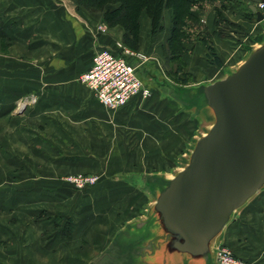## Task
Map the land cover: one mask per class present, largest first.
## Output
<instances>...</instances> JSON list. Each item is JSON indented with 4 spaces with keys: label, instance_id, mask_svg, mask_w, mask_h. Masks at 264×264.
I'll use <instances>...</instances> for the list:
<instances>
[{
    "label": "rangeland",
    "instance_id": "374dc122",
    "mask_svg": "<svg viewBox=\"0 0 264 264\" xmlns=\"http://www.w3.org/2000/svg\"><path fill=\"white\" fill-rule=\"evenodd\" d=\"M8 1L15 0L3 2L6 4ZM72 1H74L73 10L66 11L67 18L70 14L76 22L79 21L82 35L89 41L94 40L93 54L100 46L108 45L117 50V44L124 45L121 34L119 38L112 37L109 32L110 26L101 18L105 7L116 4L105 3L100 9L90 10L78 5L76 0ZM219 3H226L228 6H230L229 3H235L241 8L245 7L243 0L206 1L205 5L203 4L205 8H201L202 12L198 19L206 25L207 30V24L214 26L217 36L222 35L220 32L222 28L224 32L226 30L230 33L229 36H232L237 32L234 28L238 29L239 26L230 25L231 22H228V25L221 23L224 21L218 10ZM140 5L137 8L141 7ZM162 6L154 30L144 9L138 10L137 34L143 28L147 29L145 37L147 45H153L152 41L155 37L156 49L159 39L163 40V52L160 50L158 56L155 53L148 56L147 51L152 50V46L149 49L145 48L147 56L144 63L145 67L148 64L149 68L145 71L146 73L140 72V75L142 74L144 78L141 79L148 90L147 93L136 95L122 108H105L108 114L121 109L129 111V119L125 120L127 126L123 128L117 125L116 117L109 121L91 118L89 119L91 122L84 121L82 124L78 121V123L73 122L71 118H65L64 112L61 113L62 111L55 108L54 103H61L60 101H64L65 97L58 93L53 94V90L49 92L51 86L48 80L51 76H41V72L47 69L46 51L43 45H38L37 50L40 51L35 57L31 56L30 51H35L36 47L26 45L24 49L28 56L24 55L22 59L17 57L19 48L14 44L11 45L9 42L7 46H0V75L8 76L6 80L0 79V231L2 239L0 246L12 250L14 237L18 236L22 241L23 236L28 237V229L34 233L36 230L42 235V231H48L47 225H49L48 234L51 237L49 241L51 252L37 251L33 255L21 256V260L24 259L23 264H28L29 257L33 259L31 264H95L99 254L105 250L100 248L102 240L106 239L113 228L121 225L126 217L132 213H140V208L148 200L141 191H137L136 176L133 177V172L159 170L170 173L178 165L179 154L185 151V142H190V138L199 133L196 130L202 123L201 118L198 115L194 116L189 110L180 111L178 105L168 95L175 92L174 86L178 88L186 80L190 81L188 85L192 86L211 81L207 80V76L216 67L214 65L209 67L199 59L203 47L210 46V37L213 33L208 30L211 35L206 40V44L191 35L188 40L182 41L180 49L171 53L166 44L171 28V12L164 3ZM191 8L198 14V8L194 5ZM80 10H86L82 18L79 17ZM95 10L100 12L101 19L92 22L87 16L95 13ZM244 15L247 17L248 13L245 11ZM168 18L169 23L166 25ZM71 23L75 26L72 21ZM97 35L105 37L103 40L105 42H97ZM128 50L131 51L126 55L129 62L132 63L131 57L137 58L133 64L140 62L142 55L133 54L137 49L129 48ZM242 52L243 50L239 54L241 55ZM191 57H194L195 63L191 71L187 73ZM235 59L237 56L233 60ZM221 66L223 63L220 61L218 67ZM151 68H156L165 74L168 81L159 84L157 75L148 74ZM138 70L137 67L136 72ZM23 73L26 75L24 74L22 80L13 78L20 77ZM147 74L150 78L144 82L146 78L148 79L145 76ZM77 76L75 79L82 84V94L87 100L96 101L99 104L98 108H91V112H99L103 105L85 83L77 79ZM31 82L36 85L33 91L29 89ZM160 85H165L163 91ZM189 114L194 118L190 119ZM82 127L89 128L88 132H84ZM100 128L101 131L98 132ZM202 129L204 127L201 131ZM101 148L106 151L101 152ZM70 152L74 153L70 154ZM54 159L60 160L61 165H65L69 170L53 173L51 164ZM87 166L89 167L85 169ZM68 176L78 178L88 176L93 180L77 186L68 179ZM104 189L108 195L100 200V209V203L96 205L97 202L94 200H97L99 192ZM88 200L93 201L89 207L85 204ZM90 206L93 207V211L97 209L89 216ZM135 206L136 209H134ZM72 208L74 212L71 214ZM76 208L81 209L80 213L83 216L87 211L86 216L79 215L80 218H75ZM75 222L78 223L77 228L80 234L76 240H73L71 236H65V233L71 230L70 227ZM64 224L68 227L61 229ZM60 237H62L61 240ZM230 249L232 250L231 247ZM232 254L236 259H243L246 264H250L247 259L239 257L233 250Z\"/></svg>",
    "mask_w": 264,
    "mask_h": 264
},
{
    "label": "water",
    "instance_id": "95a60500",
    "mask_svg": "<svg viewBox=\"0 0 264 264\" xmlns=\"http://www.w3.org/2000/svg\"><path fill=\"white\" fill-rule=\"evenodd\" d=\"M250 1L262 33L221 77L174 86L170 97L201 118L199 133L178 156L176 169L144 175L143 213L113 233L116 246L105 248L95 264H108L115 253L156 250L160 260L177 254L218 264L217 236L232 213L264 187V16L254 5L264 0Z\"/></svg>",
    "mask_w": 264,
    "mask_h": 264
},
{
    "label": "crops",
    "instance_id": "0c3cea01",
    "mask_svg": "<svg viewBox=\"0 0 264 264\" xmlns=\"http://www.w3.org/2000/svg\"><path fill=\"white\" fill-rule=\"evenodd\" d=\"M4 0H0V46H7L10 42L11 45H15L17 48H19V57L22 59V57L28 56L26 54V50L24 47L26 45L36 47L35 51H30L31 56H36L37 52L40 50H37L40 45H43L45 48V63L47 69L45 72H41V76H51L50 80H48L49 85L51 86L49 88V92L53 90V94L58 93L60 96H64V101H60L61 103H54L55 108L59 110L61 113H63V116L65 118H71L73 119V122H79L84 124V121L91 122V118H95L94 120H102V121H109L111 118L116 117L115 121H117V125L119 127L127 126V122L125 121L128 118V110L121 109L116 110L114 113L106 112L105 107H101V110H98L99 112H91V108H98L99 106L98 102L96 101H89L86 99L85 95H83L82 91L83 88L81 87V83L78 82L75 78L79 74L80 71L88 68L91 63V57L93 55L92 47L95 45L93 41H89L82 35L81 27L79 21L76 22L74 18L68 14L67 18V10L68 12L72 9L74 6V1L68 0L65 2V0H20V1H8L6 4L3 2ZM245 3V7L249 8L248 5L251 3L250 0H243ZM51 3V4H50ZM69 3V4H68ZM223 6H219L218 10L220 11V14L222 15L223 21L221 23H225L228 25V22L230 25L235 24L237 28H234L237 32L232 36H229L230 33L227 32L222 28L220 32L222 35L217 36L216 29H213L214 26H208V30L213 33V35L210 37V47H212L214 55L223 63V66L218 67L216 64L209 61V57H207L206 49L203 47L201 58L199 60L203 61L204 63L208 64L207 66L210 67V65H214L216 69H212L209 76H207V80H213L216 78L221 77V73L223 69L227 66H232L236 62L239 61V59L243 56L245 53L247 47L249 44L253 43L256 38L262 33V25L260 22H256L252 20V16L245 17V7H239L237 4L229 3L230 6H228L226 3H221ZM220 5V3H219ZM256 6V3H254ZM221 8V9H220ZM250 10V9H249ZM95 13H91V15H88V19L92 22L100 21V12L98 10H95ZM93 12V10H92ZM62 13V14H58ZM86 13V10H80L79 17H84L83 14ZM7 18V19H6ZM8 19L10 21H8ZM225 19V20H224ZM71 21L75 24V26L71 23ZM82 22V21H81ZM166 25L169 23L166 19ZM225 25L227 28L228 26ZM218 27V26H217ZM241 27V28H240ZM240 28V29H239ZM226 29V28H225ZM233 29V28H231ZM230 29V30H231ZM122 28L121 26L118 27L117 25L110 26L109 32L111 33L112 37L119 38L121 34ZM146 33L147 29L143 28L141 31H139L138 38H137V51L136 53H139L142 55V58L140 59L137 71L140 78H143L141 73H144L148 70V64L145 67V61H146V54L149 52L148 56L153 53L157 54L161 50L163 52V40L159 39L158 42V48L157 43L155 41H152L153 45L146 42ZM229 33V34H228ZM240 35V36H239ZM92 39V38H91ZM97 42H105L103 41L105 37L97 35ZM157 39V38H156ZM43 41V42H40ZM107 44H110L108 41H106ZM201 44V43H200ZM39 45V46H38ZM202 45V44H201ZM152 46V48H151ZM203 46V45H202ZM151 48L152 50L147 51L146 49ZM146 48V49H145ZM232 48V49H231ZM33 49V48H32ZM241 50H243L242 54ZM6 56V54H3ZM240 55V56H239ZM237 56V59L235 61L233 60ZM33 57V56H32ZM192 58V57H191ZM148 60V59H147ZM21 62V60H19ZM137 61V58L131 57V62L135 63ZM194 57L190 60V64L187 66L188 71H191L192 65H194ZM141 68V69H140ZM43 71V70H42ZM146 73V72H145ZM157 75L159 77V84H164L166 81H168V78L165 74L161 73L156 68H151L148 74ZM157 73V74H156ZM186 73V74H187ZM218 73V75H217ZM26 73H23L20 77H13L15 79H23V76H25ZM148 74L145 75L148 77ZM29 75V74H28ZM8 79L7 74L6 75H0V79ZM146 78L145 81L149 80ZM144 79V78H143ZM24 82V81H23ZM153 83V81L151 80ZM150 82V83H151ZM36 83V81H35ZM148 83V82H147ZM190 81L186 80L183 85H188ZM31 86H29V89L31 91L36 88V85L31 82ZM155 85V84H154ZM162 87V91L165 88ZM2 88V87H1ZM86 93V92H85ZM170 96V95H168ZM171 98V97H170ZM172 99V98H171ZM175 104L178 105V103L172 99ZM50 106V104H48ZM180 111L183 110L180 108V105H178ZM186 111V110H185ZM190 112V111H189ZM191 113V112H190ZM192 114V113H191ZM190 115V119L194 118V116ZM188 115V116H189ZM130 116V115H129ZM197 116V115H196ZM192 117V118H191ZM133 118V117H132ZM90 119V120H89ZM77 122V123H78ZM85 126V125H84ZM84 132L89 130V128L82 127ZM101 131V128L98 132ZM88 132V131H87ZM101 135V134H98ZM190 141V140H189ZM188 142H185L184 146H186ZM106 144V143H105ZM103 145V144H102ZM104 146V145H103ZM110 149V148H109ZM186 149V148H185ZM101 152H105L106 150L101 148ZM182 151L181 153H183ZM74 152H70L72 154ZM181 153L179 155H181ZM61 161L58 159H54V162H52L51 170L52 172H67L69 170L66 169L65 165H61ZM89 166L85 167L88 168ZM82 170V168L80 169ZM110 170V169H109ZM159 171V170H155ZM109 173V172H108ZM148 173L153 172H146V171H139V172H133V177H135V187L137 191H141L142 195L147 197V194L143 189L141 188L142 181L145 180L144 175ZM165 173V172H164ZM111 174V171H110ZM143 184V183H142ZM100 190V189H99ZM98 190V192H99ZM140 194V195H141ZM108 192L106 190H102L99 192V196H97V200H94L96 205L100 203V200L107 197ZM93 201L88 200L85 204L89 207V204ZM147 202V201H146ZM145 202V203H146ZM145 203L142 205V208H140V213H132L121 224L113 228L111 232L108 233L106 236V239L102 240V245L100 248H113L116 246V243H111L113 233L123 227L125 223L128 221L134 220L135 217H139L143 212L145 208ZM137 206V205H136ZM136 206L134 209H136ZM91 207V206H90ZM101 209V203L99 205ZM97 208H95L96 210ZM138 209V208H137ZM79 208H76V216L75 218H80ZM93 211V207L90 208L88 215L90 216L95 212ZM74 212L72 208L71 214ZM86 212H84V216H86ZM81 215V216H79ZM87 215V216H88ZM71 216V215H70ZM83 216V217H84ZM93 216V215H92ZM92 219V217H90ZM73 220V219H72ZM47 224V223H46ZM49 225H47V230L49 231ZM78 223H73V226L71 225V230H69L67 233H65V236H71L73 240H76V238L79 237L80 231L77 228ZM69 228V229H70ZM2 229V227H1ZM42 231V235H40L36 230L35 233L31 231V229H28L27 236H23L22 241L18 236L14 237L15 241L12 246V250L4 248L2 245L0 246V264H23V260H21V256H27L29 254L33 255L37 251H50V238L49 232ZM71 233V235H70ZM63 236V237H65ZM39 238V239H38ZM62 237H60L61 240ZM66 238V237H65ZM17 239V241H16ZM20 239V241H19ZM68 240V239H66ZM217 240H220L221 243H225L226 245H229L232 250L237 254L239 257H243L244 259H247L250 264H264V187L257 190L251 197H249L244 204L239 206L238 209H236L232 215L231 218L227 221L226 225L222 228L221 233L217 236ZM2 243L1 239V231H0V244ZM112 244V245H111ZM126 244L124 243V246ZM16 255L18 257L16 258ZM101 258V256L99 257ZM98 258V259H99ZM7 259V262L5 260ZM31 260H33L31 257H29L28 264H31ZM21 261V263H20ZM108 264H205L203 261L199 262H192V260L186 259L184 260L183 256L172 254L168 256L164 260H160V254L158 250L153 253H135L132 254L131 252H126L124 255H117L115 253V259L113 260V257H110ZM103 264V263H102Z\"/></svg>",
    "mask_w": 264,
    "mask_h": 264
},
{
    "label": "trees",
    "instance_id": "16d2710c",
    "mask_svg": "<svg viewBox=\"0 0 264 264\" xmlns=\"http://www.w3.org/2000/svg\"><path fill=\"white\" fill-rule=\"evenodd\" d=\"M206 1L210 0H76V3L90 10L100 9L105 3L116 4L112 7H105L101 18L103 22L109 26L119 25L122 27V42L132 50H135L137 47L138 10L144 9L145 15L149 18L150 24L154 30L164 3L170 8L172 20L171 28L168 33L169 35L166 38V44L168 48H170V52L175 53L182 47V41L188 40L191 35L199 39L203 44H206V40L211 34L208 32L206 25L198 19V16L202 12L201 8H205L204 5ZM138 5L141 7L137 8ZM192 5L198 8V14L192 10ZM220 6H223V4L220 3ZM244 9L249 16H252L249 8L245 7ZM191 25L193 26L191 27ZM205 47L207 49L206 55L209 57V61L217 66L220 65V61L214 55L212 47L209 45ZM67 227L68 225L64 224L61 229Z\"/></svg>",
    "mask_w": 264,
    "mask_h": 264
},
{
    "label": "built area",
    "instance_id": "2783aa9c",
    "mask_svg": "<svg viewBox=\"0 0 264 264\" xmlns=\"http://www.w3.org/2000/svg\"><path fill=\"white\" fill-rule=\"evenodd\" d=\"M256 8L264 16V1L256 2ZM116 49H112L108 45L100 46L95 50L90 66L80 71L77 76V79L85 83L107 109L122 108L136 95L148 91L136 72L139 63H130L126 57L128 53H131L129 48L117 44ZM133 54L135 55V53ZM68 179L77 186L93 180L88 176L82 178L68 176ZM217 245L215 258L218 264H246L243 259H236L233 256L229 246H225L221 242Z\"/></svg>",
    "mask_w": 264,
    "mask_h": 264
}]
</instances>
